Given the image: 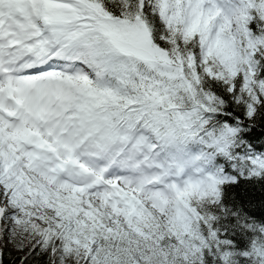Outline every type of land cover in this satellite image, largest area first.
Instances as JSON below:
<instances>
[{
    "label": "snow or ice",
    "instance_id": "1",
    "mask_svg": "<svg viewBox=\"0 0 264 264\" xmlns=\"http://www.w3.org/2000/svg\"><path fill=\"white\" fill-rule=\"evenodd\" d=\"M0 264H264V0H0Z\"/></svg>",
    "mask_w": 264,
    "mask_h": 264
},
{
    "label": "trees",
    "instance_id": "2",
    "mask_svg": "<svg viewBox=\"0 0 264 264\" xmlns=\"http://www.w3.org/2000/svg\"><path fill=\"white\" fill-rule=\"evenodd\" d=\"M235 192L244 199H252L255 203V211L257 212L261 211V207H260L261 194L259 191L253 193L250 188L247 191H245V187L242 185L241 187L236 188Z\"/></svg>",
    "mask_w": 264,
    "mask_h": 264
}]
</instances>
